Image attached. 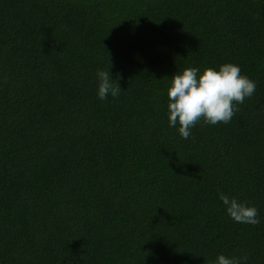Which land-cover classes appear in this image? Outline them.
<instances>
[{"label": "trees", "instance_id": "obj_1", "mask_svg": "<svg viewBox=\"0 0 264 264\" xmlns=\"http://www.w3.org/2000/svg\"><path fill=\"white\" fill-rule=\"evenodd\" d=\"M225 62L255 92L182 139L171 77ZM97 70L116 97L97 98ZM220 192L260 222L231 220ZM220 253L264 264V0H0V264Z\"/></svg>", "mask_w": 264, "mask_h": 264}, {"label": "clouds", "instance_id": "obj_2", "mask_svg": "<svg viewBox=\"0 0 264 264\" xmlns=\"http://www.w3.org/2000/svg\"><path fill=\"white\" fill-rule=\"evenodd\" d=\"M96 95L99 100L109 95L116 97L121 90L119 83H113L110 71L97 70ZM256 90V82L241 73L238 64L225 62L218 67L184 68L171 77L167 89V119L169 127H176L182 139H188L191 129L203 120L209 125L228 123L237 106L250 98ZM178 126V127H177ZM218 198L227 216L236 223L258 224V210L223 192ZM247 256H227L217 254L210 264H247Z\"/></svg>", "mask_w": 264, "mask_h": 264}]
</instances>
